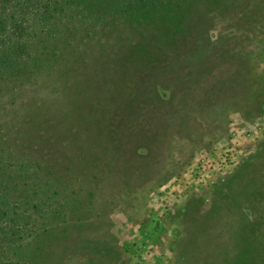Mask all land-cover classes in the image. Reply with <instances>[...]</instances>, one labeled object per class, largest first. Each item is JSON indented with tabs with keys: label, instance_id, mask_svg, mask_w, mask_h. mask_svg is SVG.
<instances>
[{
	"label": "rangeland",
	"instance_id": "obj_1",
	"mask_svg": "<svg viewBox=\"0 0 264 264\" xmlns=\"http://www.w3.org/2000/svg\"><path fill=\"white\" fill-rule=\"evenodd\" d=\"M65 1L0 76V147L35 163L0 262L264 264V0Z\"/></svg>",
	"mask_w": 264,
	"mask_h": 264
},
{
	"label": "trees",
	"instance_id": "obj_2",
	"mask_svg": "<svg viewBox=\"0 0 264 264\" xmlns=\"http://www.w3.org/2000/svg\"><path fill=\"white\" fill-rule=\"evenodd\" d=\"M40 0H17L16 7L19 10L11 9L8 13H4L2 10L7 8L8 0H0V76H9V78L20 77V71H24L27 65H30V61L24 60V46L23 42L24 34H29L27 25H21V21L25 20L30 23L37 21L40 28L46 31L47 43L52 42L53 35L63 30V25H59L56 21L61 7H64L65 0H48L45 1L40 11L32 10L36 6L40 5ZM173 0H126L123 9L124 11H131L135 9L144 8V11L155 10L156 8H165ZM67 3H70L67 0ZM76 10L73 13L75 17L77 14L81 17L92 18L97 24L103 19V11H109L115 9L117 5L113 4L109 7L102 6L100 9L90 8L85 3H77ZM73 5V7H75ZM123 4L121 5V7ZM169 8V7H168ZM23 22V21H22ZM27 30V31H26ZM32 36H38L37 31L30 32ZM46 43V44H47ZM38 62V59H33ZM32 63V62H31ZM34 64V63H33ZM11 153L8 150L0 147V232L6 236L9 233L15 231L19 222L13 208V192L17 190L20 183L17 178L30 175L29 164L32 162L29 158H23L20 161H15L11 158ZM34 165L35 163L32 162ZM16 166V167H15ZM13 168V169H12ZM16 168V169H15ZM14 170V171H13ZM13 171L14 173H12ZM35 171V169H33ZM35 205L39 207L40 203H47L50 198L48 196H37ZM62 201L55 202V209L59 210L63 207ZM51 204V202H50ZM62 210V209H61ZM248 208H244L243 212H247ZM2 222H5L6 227ZM2 235H0L1 237ZM19 264H23L20 260ZM0 264H5L0 262Z\"/></svg>",
	"mask_w": 264,
	"mask_h": 264
}]
</instances>
